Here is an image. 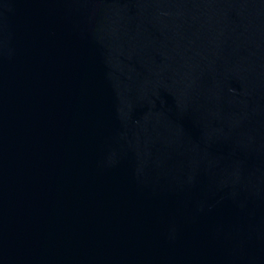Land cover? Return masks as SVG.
Here are the masks:
<instances>
[{
  "label": "water",
  "instance_id": "95a60500",
  "mask_svg": "<svg viewBox=\"0 0 264 264\" xmlns=\"http://www.w3.org/2000/svg\"><path fill=\"white\" fill-rule=\"evenodd\" d=\"M0 264H264V0H0Z\"/></svg>",
  "mask_w": 264,
  "mask_h": 264
}]
</instances>
